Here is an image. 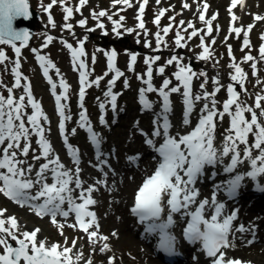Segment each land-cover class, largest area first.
Masks as SVG:
<instances>
[{
	"label": "snow or ice",
	"instance_id": "1",
	"mask_svg": "<svg viewBox=\"0 0 264 264\" xmlns=\"http://www.w3.org/2000/svg\"><path fill=\"white\" fill-rule=\"evenodd\" d=\"M58 0H51L44 10L49 12V21L52 27L55 22L51 16L50 9L56 5ZM88 0H79L82 7ZM159 3V0H157ZM61 5H65L66 0H59ZM148 0H143L139 7V28L145 29L143 14L145 5ZM244 0H231L232 7L243 4ZM113 4H124L131 7L130 0H113ZM184 8L190 7L185 3ZM208 5L204 4L199 19L204 21L207 27V34H211L212 21L216 19L213 15L211 19H205L204 12L207 11ZM231 10V9H230ZM63 11L66 13L64 20L68 21L73 16V8L64 6ZM167 9L161 10L156 16L154 23L160 24L161 17L164 16ZM31 15L29 11V0H0V45H8L15 52L14 66L11 71L15 81L12 87H7L8 95L4 96L0 93V193L10 198L21 206L30 207L37 215H49L52 223L57 224L62 229L64 224L57 221V216L67 218L70 214L75 215L76 223L70 225L83 231L88 239L93 243L98 240L107 241V236H101L98 229L99 224L96 213L90 210L97 201L93 198L92 193L97 191L95 185L87 188L83 186L80 179L79 167L73 171L67 168L61 161L58 153L55 152L51 141L47 138L46 133L50 131L45 123L49 118L43 110L42 104L36 100L33 95L31 82L28 77L24 76L21 71V49L25 47L30 39V32L27 30H18L14 27V21L18 17L28 18ZM107 16L112 20V16L104 10L99 13L93 12V17L99 19ZM125 18L120 17L119 20H112L114 25L113 31L117 36L120 35L119 29L123 27L122 21ZM170 19H175L174 17ZM238 19L234 14L232 21ZM256 20H264V16H256ZM81 26L86 25L87 21L81 19L78 22ZM181 25L184 21L180 22ZM98 27L104 29L105 25L99 23ZM192 28L189 39L195 37L201 30L195 29L192 23L188 24ZM253 25H249L247 31L252 30ZM64 29L72 30L71 23H65ZM172 29V25L162 29L166 36ZM132 32L133 29H127ZM244 31L240 27H231L230 32L235 33L238 37ZM74 35V33H73ZM157 48L164 42L161 32L156 34ZM55 38L52 35L46 37V42L42 47L47 48ZM86 39V38H85ZM185 37L180 31L176 33L175 44L178 47H185L182 43ZM201 47L203 48L199 59L208 60L212 53L209 46L204 43V37L201 36ZM70 50L72 64L74 69L79 71V90L80 108L82 111L79 115L80 127L86 129L90 134L89 138L97 149H100L102 137L97 133L90 123L87 115V109L84 107V98L86 89L96 85L99 86L103 77H97L90 81V71L88 65L83 59L86 56L84 43L85 40L78 42V47L68 41H62ZM215 43V40L212 41ZM250 40L245 35L243 46L247 48ZM146 46L151 47L150 42H146ZM231 55V45L228 46ZM36 53V58L42 68L43 75L50 84L52 94L56 101L57 111L61 117L59 128L63 136V140L67 147L68 153L72 160L79 165L80 156L79 149L69 143V136L65 133V121L71 119L66 113L67 104L65 101L69 98L70 85L60 75V70L56 64L47 55H42L37 49H32ZM260 57L264 59V45L260 47ZM108 57V72L114 73L112 79L108 82L107 91L104 93L108 98V104L115 111L117 107V98L120 93L113 91L116 81L124 76V72L116 66L117 53L112 50L106 53ZM9 57L3 48H0V64L7 61ZM255 58L248 54L244 57L245 61H253ZM95 57H93V61ZM160 60V56H147L144 60L147 66L146 73L138 75V79L142 81L145 87L139 89V102L142 110L150 111L154 108V102L148 98V93H157L160 97L161 110L155 114L154 137L163 136V143L156 147L154 140L148 138L146 143L152 146L160 156L155 171L146 176L141 185L138 187L134 195V206L131 211L138 217L140 223L145 224V232L147 234L158 236V248L165 253L173 254L175 252L176 237L172 234L171 228L176 224L175 216L179 214L182 218H188L183 234L185 238L191 242H200L207 257L212 258L211 264H244L239 259H227L223 249L231 247L229 235L233 232V221L237 219V213L233 211L231 214L225 215L226 205L218 202L216 192L226 191L230 197H234L241 188L242 181L245 176L256 181L257 188L264 192V185L259 183V177L264 176V95H258L255 98L254 105H248L240 99V92L237 91L235 85L243 86L247 74L240 64L235 63V57H232L233 63L230 65L234 69V73L230 75L233 84L227 86L228 98L222 102V108L217 107V94L221 91L219 78L214 80L217 85L212 92L206 90L207 79L201 83L200 88L202 94H193V79L198 74L192 70L190 65H185L182 58L173 55L161 65L156 71L163 75L168 66L175 64L177 70L173 73L177 84L172 85L171 78H165L162 84L157 88L153 83V65ZM137 62V54L130 55V70L134 71ZM255 70L256 64H252ZM51 69H55L56 74L60 76L59 87L62 92L57 93V83L49 74ZM255 74V72H254ZM107 75V73H105ZM200 76L206 77V73H199ZM22 81L25 83L22 84ZM0 85L3 81L0 80ZM125 87H128V81H124ZM23 88V94L19 97L14 95V89ZM183 89V91H182ZM246 91V89H245ZM179 93L183 96L184 103V119L183 124L189 126L191 124V116L197 102L203 100L205 103L200 109L198 121L191 131L177 136L170 133L172 128L169 119L172 112V94ZM101 110L106 108L105 103H100ZM31 112H28V109ZM259 110V111H257ZM250 114V119H249ZM225 115L229 117V127L223 137L221 148L215 145L217 123L222 122ZM43 121V122H42ZM101 123H106L104 116H101ZM76 129H72L74 135ZM142 132V130H141ZM147 135L146 133H143ZM37 137L38 149L32 148V137ZM252 138L251 142L249 138ZM243 146V153L241 152ZM30 151L33 153V161L44 162L36 168L35 164L29 163L27 157ZM38 151L39 154H36ZM258 154L253 156V152ZM104 153L98 152V165L102 170L107 165V160H101L100 157ZM230 156V162L223 168L225 173H234L237 167L245 161L250 162V171L245 174H236L227 181H222L215 185V190L211 199H198L200 190L196 187L205 172L206 167H215L222 164L225 157ZM138 157H129L130 161H135ZM35 175L33 177V171ZM105 175H107L105 173ZM51 179V183H49ZM74 185V187H73ZM35 190V191H33ZM79 190V195L74 196L73 193ZM68 207L65 209L64 205ZM193 206H195L193 208ZM167 208V216L164 218L165 209ZM6 209H0V264H74L83 258L82 253L77 254L75 258L71 255L76 241L73 240L72 247L62 246L59 243H53L50 246L46 240H37L40 229L33 231L19 232L20 226L15 216H5ZM211 213L206 215V213ZM95 229V230H92ZM243 225H240L236 231H248ZM19 233V234H18ZM115 236L116 234L113 233ZM14 241L13 246L9 241ZM253 241H249L252 243ZM109 249V244L104 243L100 248L101 252ZM114 257L110 259V264L114 261ZM86 264H92L89 259Z\"/></svg>",
	"mask_w": 264,
	"mask_h": 264
},
{
	"label": "rangeland",
	"instance_id": "2",
	"mask_svg": "<svg viewBox=\"0 0 264 264\" xmlns=\"http://www.w3.org/2000/svg\"><path fill=\"white\" fill-rule=\"evenodd\" d=\"M140 1L141 0H130L132 6L128 7L124 4L114 5L113 0H88V2L81 7L79 0H66L65 5H61L58 0L57 4L50 9L51 16L55 22V27H52V24L49 21V12L44 10V8L51 3V0H32L35 8L41 10L42 12L41 28L37 29L38 32L33 43L23 47L21 50L20 61L22 73L24 76L28 77L32 84H34L35 92L38 96L35 97L36 100L42 104L41 98L44 95L49 94L50 89L42 82L44 78L43 71L36 58V53H34L31 48L37 49L42 55L49 56L56 64L60 70V75L70 85L68 102L75 105L79 99L80 88L73 89L71 85L78 87V73L73 70L74 67L72 64L70 50L67 49L62 41L66 40L73 44V46L78 47V42L85 37L89 38L92 32L105 33L108 34L110 38L114 39L119 36L127 38L126 41H123L120 45L118 44L119 49L116 50V66L124 72V76L116 81L114 87L115 91L120 93L122 103H128L133 99H139V89L145 87V85L137 77L138 75L146 73L147 66L144 63L145 58L147 56L157 55L160 56V60L156 61L153 65V83L157 88L161 86L162 81L165 78L172 79V85L170 86H175L177 84V81L173 76V73L177 70L175 64L168 66L163 75H160L156 71L159 66L164 65L168 59L175 55L182 58V62L185 65L193 64L192 70L198 74L197 78L193 79L196 90L195 94H202L200 85L201 83H204L205 79H207L206 90L208 92H212L217 86L214 83V80L219 78L220 85H222V87L221 91L217 94L216 99L218 101L217 107L222 108V102L228 98L227 86L234 83L230 79V75L234 73V69L230 67L233 63L232 57L234 56L235 59H241V62L238 64H240L247 74L243 86L235 85L237 91L240 92V99L248 105H254L255 98L258 95H264V59H260L261 61L258 60V51L264 42V20H261L258 23V26L251 34H247V37L251 42L250 45L245 48L243 46V41H237L235 39L237 35L231 33L230 28H226L224 32L216 29L218 25L225 23L224 18L227 16L228 12L223 11V9H227L229 7L230 0H159V3L157 0H149L150 2L148 6L145 7L143 14L145 29H140L138 26L139 21L137 17L139 15ZM185 3H187L190 7L184 8L183 5ZM205 3H207L209 8L206 20L211 19L213 15H217L220 11L223 13V16L219 19L216 18L212 21V26L215 29L214 32L209 35L207 34V30H203L204 43L209 46L212 53L211 58L208 60L199 59V56L203 51V48L200 46V37L202 36L201 31L197 36L189 39L193 29L188 27L189 23H192L194 27L199 26V30L206 27L205 22L199 19L202 10L201 6H204ZM246 5L248 9H251L253 12H259L260 16H264V0H247ZM64 6H70L73 8V16L68 21L64 20V16L66 14L63 11ZM164 9H167V11L164 16L161 17L160 24L156 25L154 20L160 11ZM102 10L112 16V20H119L121 16L125 18L121 22L123 27L119 29V36H117L113 31L114 25L112 20H109L107 16L100 17L99 19L93 17V12L99 13ZM172 17L175 19H170ZM81 19L87 21L86 25L81 26L78 23ZM250 20L251 18L248 17L246 22H249ZM181 21H184L183 25L180 24ZM65 23H71L73 25V29H64L63 25ZM99 23H103L105 25L104 29L98 27ZM169 24L172 25V29L166 36H164L162 29ZM127 29H133V31L128 32ZM158 31H160L161 35L164 37V42L159 48H157L155 35ZM177 31H180L181 35L185 37L184 41H182V43L185 44V47L181 48L175 44ZM48 35H52L55 39L48 45L47 48H44L42 46L46 42V37ZM89 39L91 40L87 43L85 48L86 56L83 57V59L88 65L91 77H103V79L106 80V87H108V82L112 79L114 73L108 72V57L106 53H109L112 50L110 49V46H104L106 41L104 42L101 39L99 40L98 37L92 36V38ZM210 39H217L220 45H214ZM146 42H150L151 47L146 46ZM227 45H231L234 48L233 54H229V48L227 49ZM223 47H226V49ZM0 48H3L9 57L7 61L0 64V80L3 81V85H0V93L7 96V87H12L15 81L11 69L14 66L16 57L11 46L0 45ZM138 48H142V50H139ZM131 54H137V62L134 66V71L129 68ZM248 54H251L255 59L253 61H245L244 57ZM93 57H95L94 61ZM253 63L256 64L255 70L252 68ZM50 72L53 80L57 82L60 79V76L56 74L55 69H51ZM201 72L206 73L207 76H200L199 73ZM105 73H107V75H105ZM125 80L128 81V87H125L124 85ZM23 83L25 82L22 81V84ZM92 92H96L94 87H92L91 93ZM21 94H23V88L14 89L15 96L19 97ZM152 95L155 100H160L157 93H152ZM103 99L107 100L105 95L93 98L90 97L88 93H86L84 98L87 106L93 112H96L97 103L103 101ZM171 100L178 103L183 100V96L179 93H175L172 94ZM204 103L205 101L203 100L197 102V106L199 108L198 113H200V109ZM262 106H264V101H262ZM42 107L45 111L46 108L43 104ZM29 110L31 109L29 108L28 111ZM228 127L229 117L225 115L223 121L217 123L215 140L217 148L222 147L223 137L226 134V129ZM119 132L121 133L120 137L116 134L115 138L123 142L127 134L122 135L124 128H120ZM249 140L251 142L252 138L250 137ZM126 143L127 141H125L124 144H121L122 148H125ZM241 152L243 153V146H241ZM257 154L258 153L256 151L253 152V156ZM131 183L134 189V183L130 180L127 181V184ZM125 203L126 200H124V195L120 194L114 198L112 203L111 201H107L101 211L102 217H105L106 215L113 216V223L107 227V233L110 234L111 230L118 229V233L114 236L115 246L112 248L109 244V249L104 252L100 251V248L103 246V242L101 240H98L97 243L93 244L83 231H79L76 228L71 227L70 225H72V223L70 222H58L65 225L62 229L63 234H61V229L57 224L46 221L32 220L25 222L24 220L18 219L19 226L22 231H27L33 226H38V228L41 229V232L38 233L37 240H46L49 246L53 243H59L62 246L72 247V242L75 240L76 245L73 248L71 255L75 258L77 254L82 253L83 258L78 262L74 259V264H86L88 259H92V264H110L107 262V257L110 253L115 254L117 258V261L112 264H125V262H118L119 254L126 255V250H135L138 253L141 251V249L136 245V239L133 235H129L131 233H129L130 231L128 229V219L124 218L122 214V211H125L128 215ZM112 204L115 206L114 208L111 207ZM0 205H2L1 200ZM18 214L24 215V213H21L20 211ZM64 229L65 232L63 231ZM120 235L122 236L119 237ZM112 249H122L123 251L122 253H114ZM260 251L262 252L263 250L260 249ZM129 259L132 260V257L129 256Z\"/></svg>",
	"mask_w": 264,
	"mask_h": 264
},
{
	"label": "bare ground",
	"instance_id": "3",
	"mask_svg": "<svg viewBox=\"0 0 264 264\" xmlns=\"http://www.w3.org/2000/svg\"><path fill=\"white\" fill-rule=\"evenodd\" d=\"M245 2H246V0H244V3H243L242 5H245ZM46 83H47V85H49L48 82H46ZM118 104H119V102H117V105H118ZM119 108H125V105H124V104H120V107H119ZM151 150H152V149H149L147 152L150 153V154H153V153L151 152ZM148 158H149V157H147V158L145 159V161L142 162V165H145V163H146V161L148 160ZM150 163H151V162H150ZM146 167H147V166H146ZM240 167H241V166H238L237 169H240ZM126 169L129 170V172H131L130 169H129V166H127ZM237 169H236V170H237ZM130 193H131V186L129 185V186L127 187V189H125V191H124L123 194H124L125 198H129V197H130ZM258 222L261 223V219H258ZM12 243H14V241H12ZM233 245H235V243H233ZM233 245H232V246H233ZM232 246H231L230 248H232ZM227 252H228V253H231L230 249H228ZM242 253L245 254V256H246L247 259H249V260H253V261H251L252 263H253V262H256L257 264H264V254H263V253H262V254H257L256 252H253V251H251V253H247V251H243ZM237 254H238V253H237ZM155 264H158V263H155Z\"/></svg>",
	"mask_w": 264,
	"mask_h": 264
},
{
	"label": "water",
	"instance_id": "4",
	"mask_svg": "<svg viewBox=\"0 0 264 264\" xmlns=\"http://www.w3.org/2000/svg\"><path fill=\"white\" fill-rule=\"evenodd\" d=\"M29 11L31 13V15L28 18L25 17H18L15 21H14V27L17 28L18 30H27L30 32L32 37L33 35V31L38 23V17L39 14H37V12L35 10H33L31 4L29 3Z\"/></svg>",
	"mask_w": 264,
	"mask_h": 264
}]
</instances>
